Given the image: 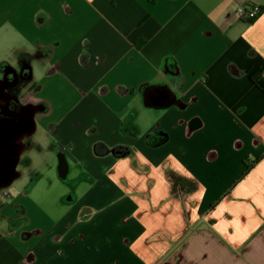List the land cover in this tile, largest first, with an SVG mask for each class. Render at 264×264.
I'll return each instance as SVG.
<instances>
[{"label": "crops", "instance_id": "1", "mask_svg": "<svg viewBox=\"0 0 264 264\" xmlns=\"http://www.w3.org/2000/svg\"><path fill=\"white\" fill-rule=\"evenodd\" d=\"M0 73V264H264V0H0ZM44 145L74 216L11 189Z\"/></svg>", "mask_w": 264, "mask_h": 264}, {"label": "rangeland", "instance_id": "2", "mask_svg": "<svg viewBox=\"0 0 264 264\" xmlns=\"http://www.w3.org/2000/svg\"><path fill=\"white\" fill-rule=\"evenodd\" d=\"M2 76L0 73V78ZM49 149L47 145H44L42 151L33 148L27 152L25 159H22L21 165L18 166L22 177L20 176L21 178L14 182V187L11 189L17 197H19V191L23 194L27 193V196L40 208L54 215L53 218L58 219L61 212L71 207L72 216H74L84 203L82 198L92 189L96 181L90 178L88 173L90 170L86 166L77 164L74 167L69 166L66 177H60L59 153ZM28 159L33 161L31 165L27 164ZM9 194L12 198V193Z\"/></svg>", "mask_w": 264, "mask_h": 264}, {"label": "water", "instance_id": "3", "mask_svg": "<svg viewBox=\"0 0 264 264\" xmlns=\"http://www.w3.org/2000/svg\"><path fill=\"white\" fill-rule=\"evenodd\" d=\"M25 126V123L23 127ZM22 126L19 129L14 130L11 127H7L5 134L0 135V188L9 184L10 181H13L16 177V173L13 170L14 165L17 162V156L19 151L14 150V147H11L10 141L16 135V140L20 138L18 133L22 131ZM61 166L60 171L62 172V167L66 164L64 157H61Z\"/></svg>", "mask_w": 264, "mask_h": 264}, {"label": "built area", "instance_id": "4", "mask_svg": "<svg viewBox=\"0 0 264 264\" xmlns=\"http://www.w3.org/2000/svg\"><path fill=\"white\" fill-rule=\"evenodd\" d=\"M261 11L260 5L244 3L237 7L236 13L241 20H244V22H253L261 13ZM6 194L8 198H11L9 193Z\"/></svg>", "mask_w": 264, "mask_h": 264}, {"label": "flooded vegetation", "instance_id": "5", "mask_svg": "<svg viewBox=\"0 0 264 264\" xmlns=\"http://www.w3.org/2000/svg\"><path fill=\"white\" fill-rule=\"evenodd\" d=\"M14 108H15L16 110H18V107H17L16 105L14 106ZM22 117H23V116H21V118H22ZM17 121H18V122H17ZM12 122H13V123H12ZM12 122H10L11 125H10L8 122H6V123H0V135L5 134L6 131H8V130H6V129H9V128H7V127H11V128H13L14 130L19 129L20 126L23 127L25 121H20V117H19L18 120L15 119V120H12ZM15 136H16V135H15ZM15 136H14V138H12L11 141H10V145H11V147H15L14 150L18 148V144H17V140H16V137H15ZM12 145H13V146H12Z\"/></svg>", "mask_w": 264, "mask_h": 264}, {"label": "trees", "instance_id": "6", "mask_svg": "<svg viewBox=\"0 0 264 264\" xmlns=\"http://www.w3.org/2000/svg\"><path fill=\"white\" fill-rule=\"evenodd\" d=\"M264 76L263 75H261L260 77H259V75H257L256 76V78H255V81L259 84V86L260 87H262V88H264V78H263Z\"/></svg>", "mask_w": 264, "mask_h": 264}]
</instances>
